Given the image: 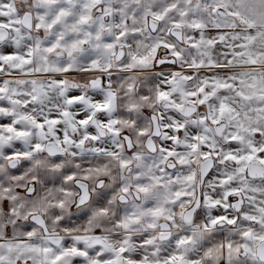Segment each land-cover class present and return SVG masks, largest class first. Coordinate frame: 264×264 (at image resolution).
Listing matches in <instances>:
<instances>
[{
  "label": "snow or ice",
  "instance_id": "1",
  "mask_svg": "<svg viewBox=\"0 0 264 264\" xmlns=\"http://www.w3.org/2000/svg\"><path fill=\"white\" fill-rule=\"evenodd\" d=\"M0 264H264V0H0Z\"/></svg>",
  "mask_w": 264,
  "mask_h": 264
}]
</instances>
